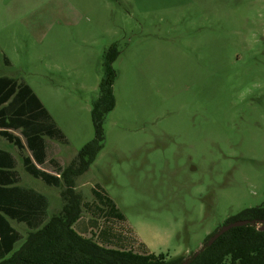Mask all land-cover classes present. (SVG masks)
Wrapping results in <instances>:
<instances>
[{
    "label": "rangeland",
    "instance_id": "374dc122",
    "mask_svg": "<svg viewBox=\"0 0 264 264\" xmlns=\"http://www.w3.org/2000/svg\"><path fill=\"white\" fill-rule=\"evenodd\" d=\"M5 18L16 43L0 74L22 78L56 118L64 166L93 138L102 54L116 44L104 147L75 191L91 203L100 188L150 253L190 257L229 218L264 207V0H0ZM19 173L56 215L62 189Z\"/></svg>",
    "mask_w": 264,
    "mask_h": 264
},
{
    "label": "trees",
    "instance_id": "16d2710c",
    "mask_svg": "<svg viewBox=\"0 0 264 264\" xmlns=\"http://www.w3.org/2000/svg\"><path fill=\"white\" fill-rule=\"evenodd\" d=\"M118 55L114 43L102 54L103 74L90 110L93 138L66 167L54 166L57 175L38 169L31 157L37 163L44 159L42 135L63 143L65 137L27 85L18 84L11 78H0V137L22 150L24 146L20 137L8 131L20 130L25 148L31 154V157H23L25 171L49 186H62L61 210L43 224L40 206L45 205L46 199L33 190L6 187L14 184L17 178L9 177L13 173L0 170V174L3 172L8 176L2 179L0 175V264H181L187 258H191L187 264H264V231H258L256 226L229 229L196 257L192 254L190 257L167 258L166 254L150 253L142 242L122 232L119 222L124 220L123 215L110 198L98 191L100 188L94 186L91 189L94 197L91 203L83 202L75 191L76 179L88 171L104 147L103 125L115 107L113 85L116 72L112 64ZM9 99V104L1 107ZM5 159L11 161V156L0 150V167L7 165ZM9 165L12 168L11 163ZM83 211L91 214L87 220H82ZM6 217L27 224L29 232L24 238L9 225ZM263 218L264 207L259 206L244 209L229 218L226 224ZM33 221L37 222L36 226L31 225ZM216 231L209 234L205 242ZM89 233L90 237L84 236ZM21 240L23 242L15 249V244Z\"/></svg>",
    "mask_w": 264,
    "mask_h": 264
},
{
    "label": "crops",
    "instance_id": "0c3cea01",
    "mask_svg": "<svg viewBox=\"0 0 264 264\" xmlns=\"http://www.w3.org/2000/svg\"><path fill=\"white\" fill-rule=\"evenodd\" d=\"M6 26H7V24H6V18H5V23H3V21L0 22V67H2V68H8L9 69V68L12 67V61H11L10 55L8 54V48L9 47H12V45L16 43L15 42L16 35L15 34H9L8 32H6V29H5ZM10 41H13V42H12V44L10 46H8V43ZM13 49L16 50V47L13 46ZM5 60L8 61V64L5 63ZM3 77L11 78V79L15 80L18 84L23 83V84L27 85L31 89V91L33 92V94L37 97V99L40 101V103L42 104V106L45 108V110L47 111V113L50 115V117L54 121L56 127L61 131V133L63 134V136L66 139V142L63 143L61 141H58V140H55V139H51V138H49L47 136L42 135L41 137L43 138V144H44V154L43 155L45 157H44V159H42V161H40L41 163H37L31 157V154H30L29 150L25 148L24 138L20 134V130L13 131V130H10L9 129L8 131H10V132H12V134L20 137V139L22 141V144L24 146V148L22 150H19L17 148V146H15V144L9 142L4 137H0V150L9 153V155L11 156V161L8 160V159H5V161H7V165H4L5 167H0V170H4L3 172H7V173H13L11 175L9 174L10 175L9 177L15 176L17 178V180H16V182L14 184H9V185H5V186L8 187V188L15 186V187H20V188L27 189V190H33L36 193H38L39 195H42L46 199L45 205L43 204L44 206H40L41 213H42L41 215L43 217V224H45L49 220V218L51 217V215L53 214L52 213L51 215H49V213H48V209L51 206V202H50V200L45 195H43L39 191L35 190L34 188H32V187H25V186H22L21 185L22 183H21V175L19 173V168H22L23 171L25 173H27L25 171V169H24L23 157L29 156V157H31L32 163L38 169H40V170H42L44 172L53 174V175H57L55 173L54 166L55 165H58V166H60L62 168L66 167V166H64L60 162V160L57 158L56 150H55L56 147H57L56 146V142L57 143H60V144L66 145V144H68V138L66 137L65 133L63 132L62 127L59 125V123L57 122L56 118L53 116V114L51 113V111L45 105V103L42 100V98L38 95V93L28 83H26L22 78H19L18 76L0 74V78H3ZM9 101H10V99L7 102L3 103L1 105V107L7 106L9 104ZM52 162H53V164H52ZM10 163H11L12 168L9 165ZM2 173L0 174L1 177H2V179H4L3 177H8V176H4V174H2ZM27 174L29 176H31L29 173H27ZM31 177L34 178V179L40 180L42 183H44L41 179L35 178L33 176H31ZM45 185H47V184H45ZM47 186H49V185H47ZM49 187H53V186H49ZM53 188H55V189H62V186L61 187H53ZM41 205H42V203H41ZM60 206H62V205H60ZM52 207H53V209H52V212H53V210H55L56 206H54V204L52 203ZM6 218H7V221L9 223V225L14 230H16L18 233H20L23 238L26 235H23L22 232L20 231V229H18V227L16 225L22 226L23 228H25V230H27L26 231L27 233L29 232L28 226H27V224L24 221L20 222V221H17L15 219H11L9 217H6ZM37 220H38V218H35V221H37ZM36 224H37V222H34V221L31 223L32 226H36ZM84 236L85 237H88L87 234H85ZM21 241H23V240H21ZM21 241H19V242H21ZM19 242H17L15 244V247H16V245Z\"/></svg>",
    "mask_w": 264,
    "mask_h": 264
},
{
    "label": "water",
    "instance_id": "95a60500",
    "mask_svg": "<svg viewBox=\"0 0 264 264\" xmlns=\"http://www.w3.org/2000/svg\"><path fill=\"white\" fill-rule=\"evenodd\" d=\"M256 226L258 231H264V218L261 220H237L228 224L223 225L220 227L209 239L205 244H203L197 251H195L192 255V257H196L200 251H202L206 246L211 245L220 235H222L224 232L228 231L231 228L234 227H241V226ZM191 258H187L184 260L181 264H187Z\"/></svg>",
    "mask_w": 264,
    "mask_h": 264
}]
</instances>
